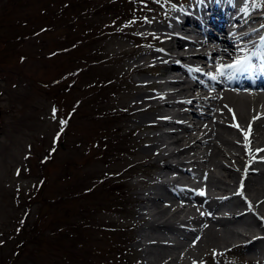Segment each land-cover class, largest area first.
Segmentation results:
<instances>
[{
	"label": "rangeland",
	"instance_id": "rangeland-1",
	"mask_svg": "<svg viewBox=\"0 0 264 264\" xmlns=\"http://www.w3.org/2000/svg\"><path fill=\"white\" fill-rule=\"evenodd\" d=\"M163 3L0 0V264H140L131 232L106 225L136 221L142 168L120 156L139 132L120 127L115 96L141 92L125 76L151 48L133 44L128 26L123 39L101 32L161 16L147 4ZM134 48L135 55L119 56ZM117 234L129 252L107 261L101 251L107 240L115 247ZM60 245L73 259L62 258ZM246 255L243 249L215 261L251 264Z\"/></svg>",
	"mask_w": 264,
	"mask_h": 264
},
{
	"label": "bare ground",
	"instance_id": "bare-ground-1",
	"mask_svg": "<svg viewBox=\"0 0 264 264\" xmlns=\"http://www.w3.org/2000/svg\"><path fill=\"white\" fill-rule=\"evenodd\" d=\"M257 16L253 19L262 20L264 13ZM167 28L173 30L172 36L152 27L154 34H158L156 40L163 47L145 54L157 61L162 74L174 67V63L169 65L165 58H171L175 53V44L178 51L173 58L179 57L185 64H192L195 70L206 69L207 64L194 60L207 59L209 69L214 71L217 65L230 63L229 59L237 49L228 41L224 45H211L206 42L210 35L205 34L206 39L195 44L200 49L194 51L195 59H192V53L183 47L186 43L176 36L174 25H167ZM211 54L218 55L215 65ZM141 61L143 58H135L130 67L140 69ZM177 69L186 75L194 74V70L185 67L178 66ZM223 71L227 76L230 69ZM251 71L253 77L258 78L262 76L264 66ZM247 79L244 76L243 82ZM145 80L141 77L133 85L138 87L143 83L146 88L149 85L153 92L131 90L118 92L115 96L122 106L120 127L126 129L133 125L136 133L139 132L136 141L131 139L125 148L127 156L120 158L122 162L138 164L141 173L149 179H141L140 187L134 192L140 203L135 208L136 221L114 228L131 232L135 250L140 253V264H197L204 256H210L207 251H212V257H215L234 242L246 250V258L251 264H264V151H258L264 150V113H260L258 102L252 104V100L238 96L241 93L227 85L219 95L208 96L203 91L201 97L191 94L179 99L185 91L198 87L197 83L193 86L194 81L177 77L168 82L174 87H183L175 88L172 93H161L160 83ZM196 99L203 108L213 110V114L193 113ZM174 106L178 109L167 117L169 110L166 113V107ZM194 117L199 119L197 123H192ZM212 123L221 126L222 131L209 129ZM166 127L169 129H163ZM173 145L183 146L179 151L175 147L172 149ZM200 147L202 151L197 150ZM220 156L224 159H219ZM169 158H176L177 164L172 165ZM111 160L109 157L108 161ZM215 168L223 173L216 174ZM170 170L178 175L170 177ZM166 187H175L178 192L165 194L159 190ZM218 194L221 196L217 197ZM162 202L168 204L164 206ZM242 204L246 210H239ZM185 223L189 226L184 227ZM257 231L262 234L257 235Z\"/></svg>",
	"mask_w": 264,
	"mask_h": 264
},
{
	"label": "snow or ice",
	"instance_id": "snow-or-ice-1",
	"mask_svg": "<svg viewBox=\"0 0 264 264\" xmlns=\"http://www.w3.org/2000/svg\"><path fill=\"white\" fill-rule=\"evenodd\" d=\"M257 6L264 7V0H259V3ZM261 39H262V41H264V37H262ZM21 59L23 60L24 58L22 57ZM248 60H249V58L245 57L244 59H237L231 64H226V65L225 64H219V65H217V71L220 72L221 75L224 74V71H223L224 69H236L237 71H246L249 68H251V64L247 63ZM212 78L215 79V76H213ZM56 112H57L56 108L53 107V109H52L53 118H55ZM66 125H67L66 120L60 121L61 129L66 127ZM237 127H238V125H237ZM244 135H245V139H247L248 134L245 133ZM58 136H59V133L57 134V137ZM55 140H56V138L54 137V142H55ZM258 151H264V150H258ZM201 194H203V193H201ZM262 219H264V218H262Z\"/></svg>",
	"mask_w": 264,
	"mask_h": 264
}]
</instances>
